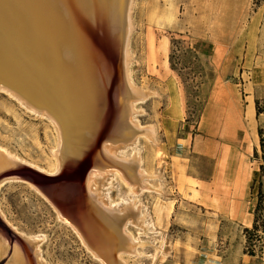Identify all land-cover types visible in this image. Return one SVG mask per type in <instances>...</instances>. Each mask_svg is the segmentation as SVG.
<instances>
[{
	"label": "rangeland",
	"instance_id": "obj_1",
	"mask_svg": "<svg viewBox=\"0 0 264 264\" xmlns=\"http://www.w3.org/2000/svg\"><path fill=\"white\" fill-rule=\"evenodd\" d=\"M227 3L228 0L134 1L131 77L138 86L159 93L157 97L138 103L144 109V114L138 116L140 123L157 127V143L140 138L139 145L146 169L161 175L160 179L151 182L163 187L165 192L140 193L153 229L143 234L139 227L129 225L132 234L146 244L139 249L143 252L141 255L124 256L127 264H264V200L259 218L260 239L255 242L256 255L252 257L244 249V228L224 217L226 202L222 199L221 186L225 178L219 168L220 143L208 154L203 147L194 149L191 160L193 186L200 192L191 197L196 201H181L179 196H173L176 195L173 192L169 196L172 170L180 166V153L184 147L179 139L181 132L189 128L192 141H204L203 121L218 84H223L221 86L227 90L224 97L232 94V88L243 90L245 83L252 85L258 80L264 84V0H245L237 33L247 36L245 44L235 41L219 44L212 40L218 31L223 34L216 20L222 13L226 19V11L220 8ZM237 5L239 3L235 7ZM257 13L261 16L259 29L251 22V17ZM250 39L253 41L248 42ZM248 48L253 49L250 55ZM112 60L116 66L113 84L119 89L120 58L115 51ZM177 94L184 116L178 125H174V97ZM113 97L107 110L99 115V125L95 124L96 136L91 137L92 145L89 144L88 150L85 148L87 151L77 161L67 162L61 172L53 173L51 148L55 145V136L52 124L0 89V147L18 157L0 168V181L3 180L0 184V226L13 240L18 234L11 225L25 235H44L41 249L48 264H103L81 243L70 226L57 218L52 206L30 184L48 193L61 184L80 183L84 170L98 157L101 141L110 134L107 130L111 114L121 108L118 96L116 100ZM255 101L259 110V138L263 140V147L259 144L253 155L258 170L250 194L257 201L259 184L264 193V98ZM91 153L94 155L88 159L87 155ZM205 184L206 189L212 186L211 192L204 190ZM237 187L241 193V186ZM71 188L78 190L76 186ZM126 191L127 187L119 181L118 194ZM115 193V190L111 191L114 199H118ZM233 212L243 220L236 206ZM5 260L3 258L0 264Z\"/></svg>",
	"mask_w": 264,
	"mask_h": 264
},
{
	"label": "bare ground",
	"instance_id": "obj_2",
	"mask_svg": "<svg viewBox=\"0 0 264 264\" xmlns=\"http://www.w3.org/2000/svg\"><path fill=\"white\" fill-rule=\"evenodd\" d=\"M134 1L0 0V89L52 124L53 173L88 150L99 115L112 103V96L120 99V110L108 120L110 134L101 141L98 157L84 170L79 184H61L48 193L30 184L103 264H127L125 255L143 253L139 249L146 241L128 228L134 225L143 234L153 229L139 195L165 192L151 182L161 175L146 169L139 145L140 138L157 143V127L140 123L144 109L138 103L159 93L138 86L131 77ZM113 51L120 58V90L113 84ZM15 159L0 147V168ZM119 181L127 187L125 194H118ZM11 228L18 234L15 240L0 226L3 264H48L41 249L44 235H25Z\"/></svg>",
	"mask_w": 264,
	"mask_h": 264
},
{
	"label": "crops",
	"instance_id": "obj_3",
	"mask_svg": "<svg viewBox=\"0 0 264 264\" xmlns=\"http://www.w3.org/2000/svg\"><path fill=\"white\" fill-rule=\"evenodd\" d=\"M237 3L239 5L235 7ZM245 6V0H228L227 5L220 8V10L226 11L227 17L225 19V13H222L216 20V25H220L223 34L218 31L219 34H215L216 38L212 39L214 42L222 44L235 41L245 44L246 40H248L247 36L237 34L241 25V22L238 23L241 18V11L243 18ZM230 12L234 13L230 14ZM251 18L252 24L257 25V29H259L258 26L261 22L260 14L257 13ZM250 41H253V39H250L248 42ZM247 50L250 52L253 49L248 48ZM249 52L248 54L250 55L251 52ZM221 85L223 86V84H218V88L214 89L216 92L212 94L211 103L205 114L203 121L204 141L197 143L192 141L189 128L181 132L179 139L183 141L184 147L180 153V166L178 168L173 167V170L171 169L173 181L169 183V188L171 189L169 196H172L173 192L176 194L173 196H179L181 201H196L195 198L191 197L198 195L200 192L199 188L196 189L193 186L194 175L191 160L194 155V149L196 147L198 149L203 147L206 151L205 154H208L215 145L219 146L220 143L221 146L218 152L219 168L222 172H220L221 176L223 175L225 178L221 186L222 199L223 202H226L224 217L233 220L243 228H249L253 222V209L256 204V197H253L250 192L253 188L251 186L254 176L258 170V165L254 163L253 155L260 144L258 134L260 124L255 100H262L264 98V84L258 80L252 85L250 82L248 84L245 83L243 90L240 91L232 88V94L228 93L227 97L223 96V93L227 90ZM218 92L221 93L217 94ZM174 99L176 117L173 118L172 123L178 125L183 120L184 111L182 110L180 95L177 94ZM211 155L213 154L211 153ZM237 186H241V193ZM207 189H210L211 192L212 186H209ZM207 189L205 184L204 190L207 191ZM195 190H198L197 194ZM235 206L239 215L243 217V220H239L234 216L233 208Z\"/></svg>",
	"mask_w": 264,
	"mask_h": 264
},
{
	"label": "trees",
	"instance_id": "obj_4",
	"mask_svg": "<svg viewBox=\"0 0 264 264\" xmlns=\"http://www.w3.org/2000/svg\"><path fill=\"white\" fill-rule=\"evenodd\" d=\"M256 112L259 113V110L257 108V101H256ZM258 134L261 135V131L258 130ZM260 144L263 147V140L260 139ZM255 182V180H254ZM253 186H251L252 188ZM264 200V193L261 189V185L259 184L258 191H257V201L254 207V220L251 228H244V234H245V252L248 255L254 256L256 255V251L254 249L255 242H257L260 239V236L258 234L259 231V218H260V210H261V203Z\"/></svg>",
	"mask_w": 264,
	"mask_h": 264
}]
</instances>
